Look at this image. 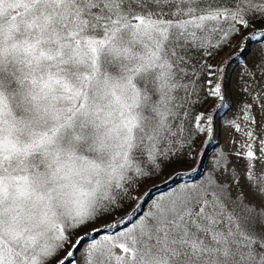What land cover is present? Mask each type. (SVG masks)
Returning <instances> with one entry per match:
<instances>
[{
	"label": "snow or ice",
	"instance_id": "snow-or-ice-1",
	"mask_svg": "<svg viewBox=\"0 0 264 264\" xmlns=\"http://www.w3.org/2000/svg\"><path fill=\"white\" fill-rule=\"evenodd\" d=\"M0 264H264V0H0Z\"/></svg>",
	"mask_w": 264,
	"mask_h": 264
},
{
	"label": "rangeland",
	"instance_id": "rangeland-1",
	"mask_svg": "<svg viewBox=\"0 0 264 264\" xmlns=\"http://www.w3.org/2000/svg\"><path fill=\"white\" fill-rule=\"evenodd\" d=\"M238 100H239V97H236L233 100V104H236ZM233 111H235V108H233ZM231 115L232 113H228L227 116H225L224 118L228 119ZM217 141L221 148H227L228 131L226 129L220 132V134L217 137ZM172 171H173V168L170 167L165 171L164 176L158 177L156 180H148L146 184L144 185V188L151 186L153 183L160 184V181L164 180ZM184 179H187V177H185ZM160 187L161 189H163L164 186L160 185ZM141 191H143V188L141 189ZM153 194L155 195L157 193L154 192Z\"/></svg>",
	"mask_w": 264,
	"mask_h": 264
}]
</instances>
